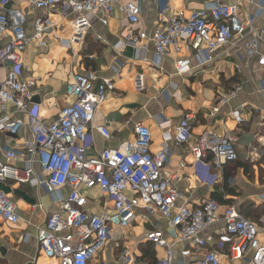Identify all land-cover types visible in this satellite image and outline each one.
I'll return each mask as SVG.
<instances>
[{
    "label": "built area",
    "instance_id": "obj_1",
    "mask_svg": "<svg viewBox=\"0 0 264 264\" xmlns=\"http://www.w3.org/2000/svg\"><path fill=\"white\" fill-rule=\"evenodd\" d=\"M6 2L0 0V36L9 35L8 41L0 45V70L4 71L0 80V132L18 133L27 128L31 138L23 142L28 164L23 167L12 164L13 154L0 159V182L31 186L40 182L50 194L68 188V194L55 201L57 209L38 229L40 251L56 258L58 264H87L103 249L111 228L130 226L136 218V208L140 207L148 215L164 219L167 227V233L157 228L146 233L150 242L165 249L164 257L155 264H172L173 240L206 249L188 264H224L225 261L234 264L244 258L247 264H264V212L252 221L235 205L221 206L212 198L195 207L179 203L183 198L181 191L172 183V178L164 175L167 154L163 149L151 151V132L143 123H135L133 137L118 146L107 147L92 156L87 154V127L96 109L113 89L110 79H99L93 71L75 73L65 87L66 96L73 100L63 106L57 119L49 124L42 121L38 106L30 102L36 82L20 76V63L31 42L43 46L45 36H52L73 54H79L96 15L106 24L107 16L119 10L129 23L139 24L143 0H28L36 9L47 12L34 19L31 34L21 24L10 23ZM155 5L156 21L152 31L131 34L124 43L151 42L154 64L158 65L171 48L179 51L181 44L194 51L198 60L211 61L220 46L241 41L245 58L256 60L261 67V90L264 92L262 35L254 27H248L244 35L246 28L240 21L237 3L209 2L188 13L172 9L169 0H155ZM56 8L66 22L68 33L55 30L49 13ZM175 68L178 73L189 71L183 60H177ZM239 90L237 86L224 95L219 105L234 98ZM218 109V106L212 108L213 112ZM231 114L237 124L243 122L238 109ZM188 120L189 115H185L174 127L172 136L167 133L165 140L172 138L178 145H187L196 161L217 172L222 171L227 162L238 158L237 135L204 130L195 138ZM96 130L109 138L105 125ZM246 147L248 162L256 164L264 160V134L256 135ZM35 157L45 174L40 180L30 165ZM93 188H98L111 203L100 213L85 210L88 201L84 191ZM260 198L264 200V194ZM0 217L11 224L19 222L15 204L1 188ZM217 223L222 224L217 230L218 248L207 249L214 238L202 233ZM119 264L144 263L122 249Z\"/></svg>",
    "mask_w": 264,
    "mask_h": 264
},
{
    "label": "crops",
    "instance_id": "obj_2",
    "mask_svg": "<svg viewBox=\"0 0 264 264\" xmlns=\"http://www.w3.org/2000/svg\"><path fill=\"white\" fill-rule=\"evenodd\" d=\"M169 1L172 9L184 10L187 13L209 2L237 3L240 21L246 28L244 35L246 36L248 27L259 30L262 35L261 50L264 51V0H253L251 3L248 0ZM142 4L143 12L139 24L129 23L119 10L107 16L106 24L101 22L100 15H96L91 20L87 32L97 45L90 53H84L85 44L81 54H73L52 36H45L43 46L31 42L23 52L20 63V76L33 78L36 82L32 88L31 104L38 106L39 116L44 123L53 122L57 119L60 109L72 101V98L65 94L66 84L72 76L79 72L93 71L99 79H110L114 86L108 92L105 102L96 109L93 120L87 127L88 137L85 145L88 155H95L107 147H116L132 138L135 123L141 122L150 129L151 151L163 149L167 154L164 175L172 178V183L181 191L183 198L179 203L195 207L218 193L224 200L233 201L231 204L219 203L221 206L237 207L245 202L261 206L264 200L260 196L264 194V187L261 188L250 181L251 178H248L242 169L238 170L237 175L240 191L235 188L234 194H227L223 186V169L218 172L210 169L194 159L187 145H178L172 138L165 140L167 133L172 136L174 127L185 115H189L188 124L195 138L204 130L217 134L233 133L238 136V158L247 161L246 146L253 142L258 133H253V140L242 144L240 138L250 134L252 130H243L241 125L244 118L241 116L243 122L237 124L231 112L240 102L242 105L237 108L242 109L247 104V96L250 98L253 95L254 100L264 101V93L258 91L263 80L261 67L256 60L245 58L241 41L220 46L211 61L201 58L198 60L194 51L181 44L179 51L171 48L159 64L155 65L151 42L141 40L135 45L124 43L129 35L141 31L150 33L154 28L155 0H143ZM57 9L49 13L55 30L58 33H68L66 22ZM5 10L9 14L10 23L21 24L28 34L32 33L34 19L47 14L46 11L33 7L28 0H7ZM8 39V33L1 35L0 45ZM177 60L185 61L189 71L178 73L175 68ZM234 70L239 71L241 82L244 84V97L240 98V101L227 100L219 105L224 94L215 98L210 84L220 82V78L225 82L229 81ZM3 77L4 71L0 70V80ZM248 90L258 92L251 95ZM214 106L219 109L213 112ZM102 125L107 127L109 138H105L96 130V127ZM30 138L27 128L18 133L0 132V159L4 160L13 154L15 157L11 158L12 164L19 167L28 164L23 142ZM241 150L245 154L240 155ZM250 164L252 169L257 171L258 164ZM30 165L37 179L44 178V171L36 157L32 158ZM234 178H228L226 183L235 187ZM0 188L13 201L19 216V222L16 224L8 223L0 217V264H58L56 258L48 257L40 251L37 232L44 225L47 216L57 209L55 201L68 194V188L64 187L58 193L50 194L40 182L31 186L15 184L12 181L0 182ZM85 195L88 201L85 210L88 212L100 213L111 204L98 188L85 191ZM221 226L222 224L217 223L203 231L202 235H211L214 238L207 244V249L218 248L217 241L220 236L217 230ZM155 228L167 233L164 219L150 216L137 207L136 218L132 224L125 229L112 227L103 249L97 251L87 264H119V253L122 249H127L144 264L159 261L164 257L165 249L154 245L146 237V233ZM173 241L175 243L172 264H188L206 250L190 242ZM226 247L227 245L224 249ZM224 264L232 263L225 261ZM234 264H247V258Z\"/></svg>",
    "mask_w": 264,
    "mask_h": 264
},
{
    "label": "rangeland",
    "instance_id": "obj_3",
    "mask_svg": "<svg viewBox=\"0 0 264 264\" xmlns=\"http://www.w3.org/2000/svg\"><path fill=\"white\" fill-rule=\"evenodd\" d=\"M85 44H86V41L84 40L83 47L85 46ZM96 47H97V45H96ZM96 47L90 46L88 48V50H90V52L94 51ZM82 52H83V48H82L81 53ZM232 74L233 75L230 78L231 81L229 79V81L225 82L224 80H222L220 78L219 79L220 82H218L216 84H210V87L214 90L215 98H217L218 96H221L222 94L227 95L229 92L234 91L237 86L240 87V90L238 91L236 96L231 99V101H234L236 99L239 100L240 98L244 97L243 93H244V89L245 88H244V84L241 82V76L239 74V71L238 70H234L232 72ZM258 91H262L261 88L258 89ZM258 91H255V90L249 91L248 90V92H250L251 95L252 94H256V92H258ZM247 98L248 99L245 100V102L247 104L244 107H242V109L241 108H237L238 106L242 105L241 102L238 103L236 105V107L235 108L233 107V109H232L233 111L237 110V109L239 110L241 116L244 118V122H243L244 128L246 130H249V131L252 130L251 131L252 134L251 133L250 134H245L243 137L240 138V142L242 144L253 140V137H254L253 133L255 134V132H257L258 134H264V101H263V99H259V101L254 100L255 97L253 95L250 98L247 96ZM72 100H73V98H72ZM243 154H245V152H243V150H241L240 151V155H243ZM257 164H258V167H257L258 173H257V171L253 170L254 173H255L253 175L254 178H251L250 181L256 183L257 186H261V188H263L264 187V166H261L260 164L264 165V160L259 161ZM261 174H262V177H261ZM237 175H238V171H237V173H235L233 175V178L235 177L234 179H236L235 180V184H234L235 188H237L239 190V182H238ZM257 175H258V179H257ZM243 181L245 182V180H243ZM236 182L238 184H236ZM85 191H87V190H85ZM85 191H84V193H85Z\"/></svg>",
    "mask_w": 264,
    "mask_h": 264
},
{
    "label": "trees",
    "instance_id": "obj_4",
    "mask_svg": "<svg viewBox=\"0 0 264 264\" xmlns=\"http://www.w3.org/2000/svg\"><path fill=\"white\" fill-rule=\"evenodd\" d=\"M85 41H86V49L84 51V53H90V50H88V48L90 46L92 47H96L95 43L92 41V39H90V36L86 34L85 36ZM87 65V64H86ZM231 81V79H230ZM243 130L244 128V124L241 125ZM190 127V125H189ZM191 128V127H190ZM239 169L243 170V173L248 177V178H253V169H252V165L248 162L245 161L241 158H237L236 160L233 161H229L224 165L223 168V176L225 179V182L223 183L224 185V190L227 194H234L235 193V187L233 186H229L226 181L228 178H232L233 175L235 173H237V171ZM262 177V174H261ZM261 180V179H260ZM212 199L216 200L218 203L221 204H231L233 201L230 200H224L222 195L217 194H213L212 195ZM237 209L239 210V212L246 217L247 219H250L252 221H255L258 216H260V214L264 211V202L261 206H254L253 203H242L239 206H237ZM156 262L152 263L155 264Z\"/></svg>",
    "mask_w": 264,
    "mask_h": 264
}]
</instances>
